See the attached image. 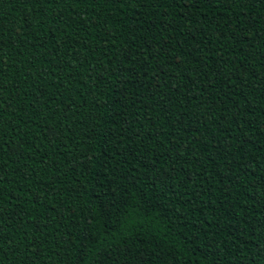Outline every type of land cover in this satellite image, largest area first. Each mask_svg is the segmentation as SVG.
I'll use <instances>...</instances> for the list:
<instances>
[{
  "label": "trees",
  "instance_id": "trees-1",
  "mask_svg": "<svg viewBox=\"0 0 264 264\" xmlns=\"http://www.w3.org/2000/svg\"><path fill=\"white\" fill-rule=\"evenodd\" d=\"M0 264H264V0H0Z\"/></svg>",
  "mask_w": 264,
  "mask_h": 264
}]
</instances>
